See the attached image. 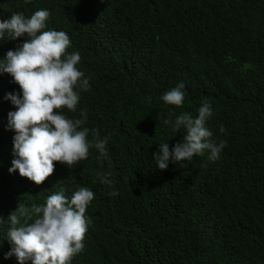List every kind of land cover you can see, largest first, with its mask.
<instances>
[{
  "label": "trees",
  "instance_id": "trees-1",
  "mask_svg": "<svg viewBox=\"0 0 264 264\" xmlns=\"http://www.w3.org/2000/svg\"><path fill=\"white\" fill-rule=\"evenodd\" d=\"M41 9L45 30L67 33L66 51L80 53L76 67L90 77L76 112L62 111L75 120L85 110L83 127L109 138L107 155L93 148L71 168L54 162L41 185L9 174L14 132L5 128L16 109L4 96L21 90L0 76V264H17L4 259L13 212L80 187L94 199L71 264H264V0H0V21ZM23 42L5 34L0 59ZM179 83L183 104H164ZM205 99L212 139L226 143L220 158L159 171V144L171 151L184 135L164 121L196 116ZM98 173H110L111 185Z\"/></svg>",
  "mask_w": 264,
  "mask_h": 264
},
{
  "label": "clouds",
  "instance_id": "clouds-1",
  "mask_svg": "<svg viewBox=\"0 0 264 264\" xmlns=\"http://www.w3.org/2000/svg\"><path fill=\"white\" fill-rule=\"evenodd\" d=\"M49 16L48 10L41 9L30 17L13 13L10 19L0 21V39L5 34L11 40L24 38L15 51L9 50L0 59V76L9 75L21 90L19 94L4 96L16 109L7 114L5 128L14 132V159L8 171L18 172L35 185H41L53 174L54 162L71 168L86 160L93 148L100 157L106 156L109 139H101L98 129L83 127L87 122L85 110L80 112L82 118L75 120L62 111L76 112L80 92L88 90L90 77L76 67L80 53L66 51L71 46L67 33L45 30ZM184 88L179 83L159 99L166 105L179 107L185 99ZM212 115L211 101L205 99L196 116L181 113L174 121H164L171 125L173 133L183 130L184 135L171 151L168 142L159 144L153 154L159 171L166 170L170 163L176 165L206 153L209 162L220 158L226 143L212 139L213 133L206 126ZM97 178L100 183L111 185L110 173H98ZM93 199L89 188L80 187L71 197L60 190L48 196L43 205L17 209L7 219L11 227L4 241L9 243L10 250L4 259L15 257L17 264H71L72 258L84 250L88 230L85 213ZM21 217L25 218L24 223Z\"/></svg>",
  "mask_w": 264,
  "mask_h": 264
}]
</instances>
